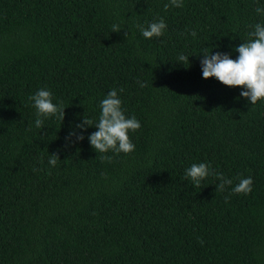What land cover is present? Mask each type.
I'll return each instance as SVG.
<instances>
[{"label":"trees","instance_id":"1","mask_svg":"<svg viewBox=\"0 0 264 264\" xmlns=\"http://www.w3.org/2000/svg\"><path fill=\"white\" fill-rule=\"evenodd\" d=\"M166 3L0 0V264H264V100L200 65L205 49L238 56L264 0ZM161 17L164 35L143 37ZM41 88L66 106L45 129L29 100ZM113 88L141 124L135 150L96 152L95 126L66 141ZM202 162L233 184L194 187L185 170ZM249 176L252 191L233 193Z\"/></svg>","mask_w":264,"mask_h":264},{"label":"clouds","instance_id":"2","mask_svg":"<svg viewBox=\"0 0 264 264\" xmlns=\"http://www.w3.org/2000/svg\"><path fill=\"white\" fill-rule=\"evenodd\" d=\"M183 0H169L164 4L167 11L169 7H183ZM257 14H264V8L257 7ZM143 37L152 39L153 37H161L167 29L165 20L161 17L155 22L148 24L147 28L139 26ZM253 30L248 33L249 40L240 43L235 47L238 56L235 59L230 58L228 53L205 49L202 52L200 65L202 69V77L204 79L215 78L220 83L228 87H241L244 90L240 92V96L246 98L251 105L257 103L258 100H264V23H256L252 26ZM122 29L120 24H113L111 32L119 33ZM127 37V32L124 33ZM190 35L196 37V31H191ZM215 47V46H213ZM193 55V54H192ZM177 62L182 63L185 67L190 65L189 55L179 54ZM145 83H140V87H145ZM123 92V88L119 89ZM36 109L35 127L45 129V118L56 116L63 121L65 117L63 104L53 103V93L41 88L35 94L29 97ZM100 114L98 121L83 116L81 122L70 130L66 141L75 136L76 141L84 139V132L88 127L95 126L97 129L88 134V141L91 147L99 153H107L110 150L116 154L123 152L125 154L135 150V145L131 142L129 131L135 132L140 129L141 124L135 116L126 117L122 108V101L118 95L117 89L109 90L100 101ZM76 129L80 131L77 132ZM59 156L52 153L49 158V165L55 166ZM102 161L111 160L109 156H102ZM185 178H190L194 187L200 188L202 181L210 175H215L220 181L215 185V190L224 191L226 185H232L233 181L226 178L223 173H213L211 167L207 163H193L185 170ZM253 179L251 176L241 178L239 182L232 188L235 194L247 195L252 191ZM228 200V197H225ZM203 243V241H200Z\"/></svg>","mask_w":264,"mask_h":264}]
</instances>
